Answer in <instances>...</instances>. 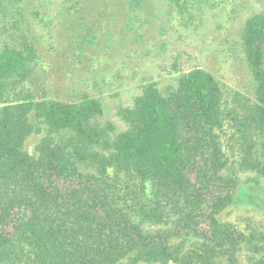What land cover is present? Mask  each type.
Segmentation results:
<instances>
[{
	"label": "trees",
	"instance_id": "1",
	"mask_svg": "<svg viewBox=\"0 0 264 264\" xmlns=\"http://www.w3.org/2000/svg\"><path fill=\"white\" fill-rule=\"evenodd\" d=\"M241 45L255 82L243 116L198 66L170 90L144 86L114 136L94 121L98 98L14 99L36 48L0 47V264H240L244 248L249 264H264V245L219 217L239 186L228 172V118L240 163L264 162V13L247 18ZM33 118L48 133L30 153L26 140L41 133Z\"/></svg>",
	"mask_w": 264,
	"mask_h": 264
},
{
	"label": "rangeland",
	"instance_id": "2",
	"mask_svg": "<svg viewBox=\"0 0 264 264\" xmlns=\"http://www.w3.org/2000/svg\"><path fill=\"white\" fill-rule=\"evenodd\" d=\"M259 12L264 13V0H0V47L32 43L36 48L33 73L12 87L14 99L98 98L103 114L94 121L112 125L114 136L126 129L121 111L134 106L144 86L170 90L180 75L198 66L220 80L230 113L236 109L243 116V107L255 101V82L242 32L247 18ZM34 123L41 133L26 140L30 153L48 133L44 124ZM236 124L227 119L224 142L234 162L228 172L239 186L219 217L264 245V162L260 169L249 157L250 163H240L243 144L231 139ZM251 253L244 248L240 264H249Z\"/></svg>",
	"mask_w": 264,
	"mask_h": 264
}]
</instances>
